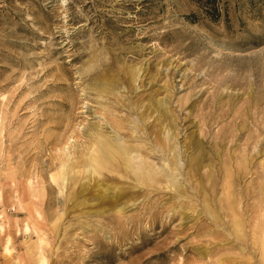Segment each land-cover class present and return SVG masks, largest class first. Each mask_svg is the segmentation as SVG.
Masks as SVG:
<instances>
[{
  "label": "rangeland",
  "instance_id": "obj_1",
  "mask_svg": "<svg viewBox=\"0 0 264 264\" xmlns=\"http://www.w3.org/2000/svg\"><path fill=\"white\" fill-rule=\"evenodd\" d=\"M0 264H264V0H0Z\"/></svg>",
  "mask_w": 264,
  "mask_h": 264
},
{
  "label": "bare ground",
  "instance_id": "obj_2",
  "mask_svg": "<svg viewBox=\"0 0 264 264\" xmlns=\"http://www.w3.org/2000/svg\"><path fill=\"white\" fill-rule=\"evenodd\" d=\"M104 92H105V91H104ZM217 105H218V104H217ZM230 119H231V118H230ZM137 130H138V129H137ZM107 137H108V136H107ZM130 138H131V137H130ZM178 140H179V139H178ZM110 141H111V140H110ZM115 141H116V140H115ZM163 141H164V140H163ZM113 143H114V142H113ZM169 144H170V143H169ZM96 145H97V144H96ZM138 146H139V145H138ZM151 146H152V145H151ZM129 147H130V146H129ZM136 147H137V146H136ZM124 151H125V150H124ZM214 152H215V151H214ZM126 153H127V152H126ZM149 153H150V152H149ZM126 155H127V154H126ZM99 157H100V156H99ZM99 157H98V158H99ZM133 157H135V156H133ZM136 157H137V156H136ZM109 158H110V156H108V154H107V156H103V158H99L100 160H99L98 162H99V164L102 165V166H104V165H108V164L110 165V164L112 163V161H109ZM124 159H125V158H124ZM126 159L129 160V158H126ZM136 159H137V158H136ZM142 159H143V158H142ZM130 160H131V159H130ZM134 161H135V160H134ZM93 162H94V161H93ZM114 162H115V161H114ZM143 162H144V161H143ZM90 163H91V162H90ZM146 163H147V162H146ZM142 164H143V163H142ZM149 165H150V164H149ZM91 166H92V164H91ZM154 167H156V166L154 165ZM140 169H141V170H144L143 166H140V167H139V170H140ZM146 169H147V168H146ZM156 169H157V168H156ZM147 170H148V169H147ZM153 170H154V169H153ZM153 170H152V171H153ZM109 171H110V170H109ZM111 171H112V170H111ZM154 171H155V170H154ZM156 172H157V171H156ZM91 173H92V172H91ZM91 173H90V174H91ZM149 173L151 174V172H149ZM154 173H155V172H154ZM236 173H238V175H239V169H236V170H235V174H236ZM142 174H143V172H142ZM147 174H148V173H147ZM150 174H149V175H150ZM141 176H142V175H141ZM146 176H148V175H146ZM158 176H159V175H158ZM158 176H157V177H158ZM173 176H174V175H173ZM217 176H218V175H217ZM153 177H154V176H153ZM171 177H172V176H171ZM160 178H161V177H160ZM160 178H159V179H160ZM163 178H164V177H163ZM165 178H166V177H165ZM179 178H180V177H179ZM159 179H158V180H159ZM176 179H177V178H176ZM142 180H143V179H142ZM145 181H146V180H145ZM174 181H175V180H174ZM184 181H185V180H184ZM137 182H138V181H137ZM180 182H181V181H180ZM145 183H147V182H145ZM151 183H152V182H151ZM173 183H174V182H173ZM173 185H174V184H173ZM179 185H180V184H179ZM97 188H98V187H97ZM171 189H172V188H171ZM178 189H179V188H178ZM180 193H181V191H180ZM119 196H120V195H119ZM182 197H184V196H182ZM209 197H210V196H209ZM230 197H231V196H230ZM101 198H102V197H101ZM206 198H207V197H206ZM181 201H182V200H181ZM207 206H208V205H207ZM122 208H123V207H122ZM178 208H179V207H178ZM188 209H189V208H188ZM221 209H222V208H221ZM173 211H174V210H173ZM192 211H193V210H192ZM221 211H222V210H221ZM186 212H187V211H186ZM233 212H234V211H233ZM185 215H186V214H185ZM236 222H237V221H236ZM211 225H212V224H211ZM240 228H241V227H240Z\"/></svg>",
  "mask_w": 264,
  "mask_h": 264
}]
</instances>
